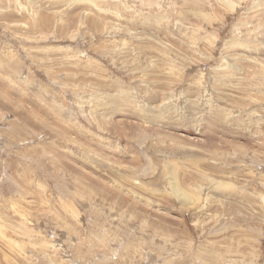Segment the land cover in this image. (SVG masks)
Instances as JSON below:
<instances>
[{
  "label": "rangeland",
  "instance_id": "374dc122",
  "mask_svg": "<svg viewBox=\"0 0 264 264\" xmlns=\"http://www.w3.org/2000/svg\"><path fill=\"white\" fill-rule=\"evenodd\" d=\"M0 264H264V0H0Z\"/></svg>",
  "mask_w": 264,
  "mask_h": 264
},
{
  "label": "bare ground",
  "instance_id": "6f19581e",
  "mask_svg": "<svg viewBox=\"0 0 264 264\" xmlns=\"http://www.w3.org/2000/svg\"><path fill=\"white\" fill-rule=\"evenodd\" d=\"M235 41V40H234ZM238 44V43H237ZM226 45V44H225ZM125 110V109H124ZM175 183V182H174ZM172 190H174L175 192H178V187H177V184H174L172 186ZM179 194V193H178Z\"/></svg>",
  "mask_w": 264,
  "mask_h": 264
}]
</instances>
